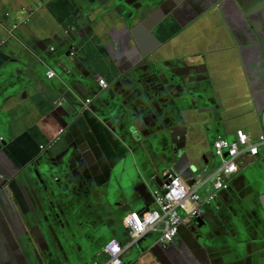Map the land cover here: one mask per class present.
<instances>
[{"label": "crops", "instance_id": "crops-1", "mask_svg": "<svg viewBox=\"0 0 264 264\" xmlns=\"http://www.w3.org/2000/svg\"><path fill=\"white\" fill-rule=\"evenodd\" d=\"M79 98L113 114L116 140L135 128L133 159L119 163L105 130L85 138ZM237 129L264 131V0H0V264H38L27 238L54 264L104 261L110 239H129L123 218L145 209L142 181L208 165L214 138ZM237 167L169 245L148 232L123 263L264 264V146Z\"/></svg>", "mask_w": 264, "mask_h": 264}, {"label": "built area", "instance_id": "built-area-1", "mask_svg": "<svg viewBox=\"0 0 264 264\" xmlns=\"http://www.w3.org/2000/svg\"><path fill=\"white\" fill-rule=\"evenodd\" d=\"M36 1L39 5L44 4L43 0ZM23 10L27 12V15L19 21V24L12 26L11 35L19 25L27 22L29 16L33 14L32 10L27 8ZM46 75L47 78L51 79L55 76V72L49 70ZM99 86L106 89L109 84L104 79H100ZM90 101L88 99L86 103H90ZM57 104L60 105L61 102ZM64 133V130H60L59 136ZM260 146H264V131L255 140L250 139L247 133L241 129L235 130L231 140L221 136L215 137L211 147L213 157L218 160V165L211 172L210 177L207 178L209 175L207 163L204 165L202 173L197 174V170L192 175L191 184H187L185 180L174 173H168L167 181L151 191L153 207L142 212H130L123 219V224L129 233L126 244H121L116 238L110 239L102 249L105 255L104 261L91 264H124L122 257L125 251L148 232L158 233L157 242L163 246L169 245L177 235L181 225H185L199 216L200 205L211 203L219 191L228 187L232 176L237 173V159L242 155L251 157L256 155ZM75 264L82 263L77 262Z\"/></svg>", "mask_w": 264, "mask_h": 264}, {"label": "water", "instance_id": "water-1", "mask_svg": "<svg viewBox=\"0 0 264 264\" xmlns=\"http://www.w3.org/2000/svg\"><path fill=\"white\" fill-rule=\"evenodd\" d=\"M70 87H71V83H70L68 77L64 76L60 80L58 86L53 87V90L56 93H62L61 90H63V92L68 93V90ZM187 90H189V88ZM77 100L78 101L76 104L78 107V111L82 112L81 118L85 119L86 123H88V127L85 129V135H86L85 138L89 142H92L94 144L102 143V141H101L102 137L100 134H101L102 130H105L107 133H109V135L111 136V139L114 142H116L117 144L121 145V147H122L121 151L119 153V157L121 160L119 163H121L125 158L133 159L135 151L141 142V140H140L141 138L138 137V134H137V131L135 130V128L130 127L127 130L123 131L122 136L116 140L115 136L113 135V133L111 131L112 130L111 121L114 118L113 114L111 113V114H108V115H105L102 117L96 116L93 113H91V102L86 103L85 100H83L82 98L81 99L79 98ZM205 102L207 104H209L208 101L205 100ZM95 124L102 125V127L101 126L94 127ZM173 151H174V155L181 152V150L176 148V147H174ZM203 158L205 159L206 156H203L202 159ZM197 161H199V159ZM202 161L205 163L204 160H202ZM175 165H176V162H173L172 168H174ZM197 170H199V167L195 163L192 167L189 165L184 172L174 171V174L178 175L179 177H181V179L185 180V182L187 184H191L192 180L190 178L192 177V175ZM172 171H173V169L168 170L167 173L162 178H159V177L153 178L152 177L150 182L142 181L140 183V185L136 188L138 196L140 198H142V200L144 202V206H145V209H143L144 211L148 210L150 203L153 202L152 195H151V191L153 189V183L155 184V187H160L162 185V183H165L167 181V174L173 173ZM104 192L105 193L100 196V199L102 200L103 204L108 206V201H110V200H108L110 198V193L108 190L104 191ZM198 219L199 218H197V219L195 218V219L191 220L190 222H188V224H190L192 222H196ZM26 243H27L28 247L31 248V251L34 253V255L36 256L38 264H54L50 258L51 255H49L48 252L46 250H44L39 244L31 242L30 240H28V238L26 239ZM137 244H139V241H137ZM39 248L42 251L44 250L42 252L43 254H45L44 256H42V254L39 252Z\"/></svg>", "mask_w": 264, "mask_h": 264}, {"label": "rangeland", "instance_id": "rangeland-1", "mask_svg": "<svg viewBox=\"0 0 264 264\" xmlns=\"http://www.w3.org/2000/svg\"><path fill=\"white\" fill-rule=\"evenodd\" d=\"M43 3H45V0H43ZM216 161H217L216 158H212V160L210 161V163H209L208 165L211 166V165H213V163L216 162ZM208 165H207V166H208ZM210 166H209V167H210ZM203 168H204V166L198 170V173H197V174L202 173ZM207 173H208V169H207ZM113 199H114V196L112 197L111 201H112ZM108 200H110V198H109ZM123 219H124V218H123Z\"/></svg>", "mask_w": 264, "mask_h": 264}, {"label": "clouds", "instance_id": "clouds-1", "mask_svg": "<svg viewBox=\"0 0 264 264\" xmlns=\"http://www.w3.org/2000/svg\"><path fill=\"white\" fill-rule=\"evenodd\" d=\"M86 102V101H85ZM91 102V101H90Z\"/></svg>", "mask_w": 264, "mask_h": 264}]
</instances>
